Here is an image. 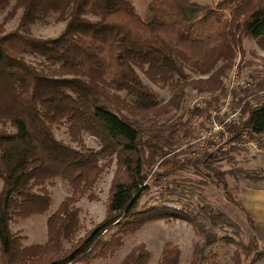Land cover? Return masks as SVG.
Wrapping results in <instances>:
<instances>
[{
	"label": "trees",
	"instance_id": "obj_1",
	"mask_svg": "<svg viewBox=\"0 0 264 264\" xmlns=\"http://www.w3.org/2000/svg\"><path fill=\"white\" fill-rule=\"evenodd\" d=\"M12 2L10 16L22 9L19 27L6 32L0 22V124L14 129H0V264H90L109 258L126 235L160 218L188 222L203 240L192 264L215 263V254L201 253L220 240L235 241L251 258L249 264L263 259L264 247L255 235L247 244L207 228L205 217L214 224L227 217L194 202L197 193L203 198L201 187L175 177L179 170L192 168L201 176V185L221 187L233 202L230 185L216 164L227 155L224 146L170 150L163 132H147L136 119L152 122L179 110L188 86L201 94L223 89L225 76L245 54L246 38L264 39V0H149L145 18L132 0H0V9ZM51 13L66 22L59 35L39 38L23 31ZM27 54L44 58L50 63L48 71L27 61ZM187 68L199 77L190 79ZM139 71L153 83L167 84L176 76L181 81L169 100L158 104ZM256 85L264 92V78ZM107 87L126 91L133 103L115 100ZM255 94L253 102L243 104V118L227 123L225 144H233L231 151L247 139L264 149V93ZM64 123L80 147L56 136L53 127ZM84 133L95 136L99 148L86 146ZM113 157L117 167L105 217L79 235L76 203L92 191ZM57 179L71 194L50 213L47 241L23 245L11 222L15 216L48 212V185ZM150 256L142 243L120 264H148ZM234 257V264L242 263L240 252ZM158 264H180L179 247L167 242Z\"/></svg>",
	"mask_w": 264,
	"mask_h": 264
},
{
	"label": "rangeland",
	"instance_id": "obj_2",
	"mask_svg": "<svg viewBox=\"0 0 264 264\" xmlns=\"http://www.w3.org/2000/svg\"><path fill=\"white\" fill-rule=\"evenodd\" d=\"M132 1L141 16L143 18L147 17L149 0ZM195 1L205 4L212 3L213 0ZM13 4L14 2L6 9H0V22H4L6 32L13 31L19 27L22 9L10 16L9 13L13 9ZM89 17L97 19L96 16ZM65 27L66 22L58 19V13H51L34 25L23 29V31L35 37L50 38L59 35ZM244 47L245 54L238 56L235 67L231 68L225 76L227 86L223 89L217 90L207 98L198 100V97L202 96L200 92L188 86L185 100L179 110H174L170 114L152 122L148 119L139 118L136 119L137 124H140L147 132L154 130L163 132L166 135V148L177 152L200 151L210 146L216 149L221 144L225 146V138H227L228 132H215L213 129L215 123L226 122V129L228 122L233 120L240 121L243 118L240 115L243 104L247 101L253 102L255 93L260 95L264 93L256 85V82L264 78V39L259 40L249 36L244 41ZM25 57L27 61L34 63L40 69L48 71L46 66H49L50 63H47L44 58L30 54ZM186 73L190 79L199 77V74L189 68L186 69ZM139 74L149 90L155 95V100L158 104L169 100L177 82L181 81L176 76L170 83L158 84L153 83L142 71H139ZM105 89L115 100L121 102L124 100L128 104L133 103L132 98L127 96L126 91H116L111 87ZM0 129L14 130L10 124H0ZM53 129L60 140L75 147H80L79 141L75 140V135L70 131L68 124L64 123L54 126ZM260 139L264 141V134H260ZM83 141L86 146L99 148V143L95 136L84 133ZM252 141L256 140L247 139L242 144L235 143L234 147L239 148L237 151H231L233 144L227 143V147L223 148L227 155L216 162L230 185L233 202L226 198L221 187L214 184L201 185V176L192 168L179 170L175 177L180 179L187 178L194 185L201 187L203 198H200L199 193H197L198 195L195 194L193 197L194 202L201 205L208 204L211 211L214 209L215 212H221L227 217L225 222L221 221L216 224L209 217H205L202 220L207 228H210L220 236L229 235L233 239L247 244L250 243L251 236L255 235L260 245L264 247V238L260 232L263 226L253 217V221L249 219L248 216H253L256 213H252L245 206V193H249L248 195L252 197L255 194L253 191H264V149H258L251 145ZM102 162H106V160ZM106 163L104 172L92 191L76 203L79 208L81 226L79 235H83L92 229L105 217L117 160L113 157L111 161ZM2 184L3 182L0 179V190ZM48 190L52 198L48 212L32 215L25 219L15 216L10 224L12 231L21 238L23 245L43 244L47 241V219L50 213L59 206L66 196L71 194L70 187L60 179L48 185ZM90 194H92L91 197ZM242 207H244L245 211ZM247 213L251 215H247ZM112 231L113 229L106 233V238L111 235ZM169 241L179 247L180 264H192L194 250L198 246L199 249H202L200 247L204 243L188 222L182 219L160 218L147 223L139 231L126 235L123 245L109 258L98 259L90 264H120L135 245L142 243L145 244L151 254L148 264H158L163 248ZM65 246L69 247V243L65 242ZM236 251L241 254V264H249L251 258H246L238 244L232 240H220L206 248L204 247L201 254L206 256L215 254L217 257L213 264H234ZM201 264L210 263L203 261ZM254 264H264V258Z\"/></svg>",
	"mask_w": 264,
	"mask_h": 264
},
{
	"label": "crops",
	"instance_id": "obj_3",
	"mask_svg": "<svg viewBox=\"0 0 264 264\" xmlns=\"http://www.w3.org/2000/svg\"><path fill=\"white\" fill-rule=\"evenodd\" d=\"M218 1L219 0H213L212 3H217ZM253 193L255 194H253L252 197L248 195L249 193H245V206L250 209L252 213H256L253 216L251 214L250 215L256 221H259L261 226H263L262 229H260V227L259 229L262 234V237L264 238V191L256 190L253 191ZM258 204L260 205L259 207Z\"/></svg>",
	"mask_w": 264,
	"mask_h": 264
},
{
	"label": "built area",
	"instance_id": "obj_4",
	"mask_svg": "<svg viewBox=\"0 0 264 264\" xmlns=\"http://www.w3.org/2000/svg\"><path fill=\"white\" fill-rule=\"evenodd\" d=\"M233 67H235V66H233ZM232 67V68H233ZM225 83H226V81H225ZM226 86H227V84H226ZM201 94V93H200ZM202 96H199L198 97V100H201L202 98H207L209 95H211L210 93H203V94H201ZM240 113H241V110H240ZM225 123L226 122H224V123H221V124H219V123H215V125H214V130H215V132H217V131H223V132H226V129H225ZM206 137V136H205ZM251 145H253L254 147H256V148H261L260 146H259V143H258V141H252L251 142ZM259 146V147H258ZM225 147H227V144L224 146V148ZM207 148V147H206Z\"/></svg>",
	"mask_w": 264,
	"mask_h": 264
}]
</instances>
